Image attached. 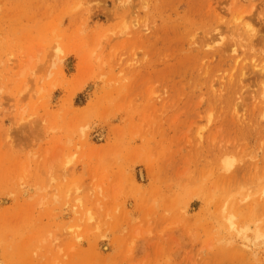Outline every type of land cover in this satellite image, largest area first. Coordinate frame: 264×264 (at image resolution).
<instances>
[{
	"label": "rangeland",
	"instance_id": "rangeland-1",
	"mask_svg": "<svg viewBox=\"0 0 264 264\" xmlns=\"http://www.w3.org/2000/svg\"><path fill=\"white\" fill-rule=\"evenodd\" d=\"M125 1L0 0V264H264V0Z\"/></svg>",
	"mask_w": 264,
	"mask_h": 264
},
{
	"label": "bare ground",
	"instance_id": "bare-ground-1",
	"mask_svg": "<svg viewBox=\"0 0 264 264\" xmlns=\"http://www.w3.org/2000/svg\"><path fill=\"white\" fill-rule=\"evenodd\" d=\"M125 2H127V0H126ZM125 2H124V3H125ZM243 20H244V19H243L242 17L239 16V18H238V20H237V23H236V25H235V28H236V29H238V28L240 29V25H241V22H242ZM246 26L248 27V29L250 28V26H249L248 24H247ZM241 29H242V28H241ZM248 31H249V30H248ZM220 32H221V31H220ZM220 32H218L217 34L220 35V34H219ZM221 36H222V35H221ZM221 36H220V40L222 41L221 38H222L223 36H222V37H221ZM216 37H218V36H216ZM213 40H214V39H213ZM217 41H218V40H217ZM212 42H213V41H212ZM234 45L236 46L237 43H234ZM261 71H264V67H261Z\"/></svg>",
	"mask_w": 264,
	"mask_h": 264
}]
</instances>
